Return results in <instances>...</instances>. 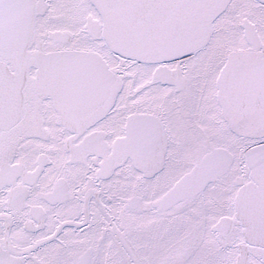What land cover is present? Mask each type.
<instances>
[{
    "label": "snow or ice",
    "instance_id": "snow-or-ice-1",
    "mask_svg": "<svg viewBox=\"0 0 264 264\" xmlns=\"http://www.w3.org/2000/svg\"><path fill=\"white\" fill-rule=\"evenodd\" d=\"M0 264H264V0H0Z\"/></svg>",
    "mask_w": 264,
    "mask_h": 264
}]
</instances>
